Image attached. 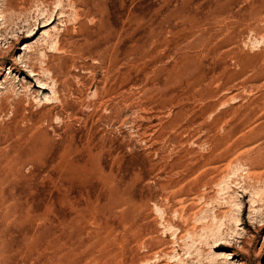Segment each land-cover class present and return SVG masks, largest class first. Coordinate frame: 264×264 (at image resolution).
I'll use <instances>...</instances> for the list:
<instances>
[{"label":"rangeland","instance_id":"rangeland-1","mask_svg":"<svg viewBox=\"0 0 264 264\" xmlns=\"http://www.w3.org/2000/svg\"><path fill=\"white\" fill-rule=\"evenodd\" d=\"M0 264H264V0H0Z\"/></svg>","mask_w":264,"mask_h":264}]
</instances>
